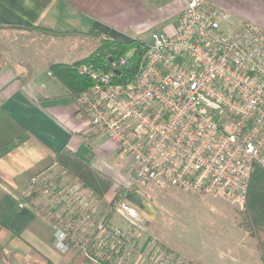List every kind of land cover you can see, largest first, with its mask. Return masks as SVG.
<instances>
[{
    "label": "built area",
    "instance_id": "obj_1",
    "mask_svg": "<svg viewBox=\"0 0 264 264\" xmlns=\"http://www.w3.org/2000/svg\"><path fill=\"white\" fill-rule=\"evenodd\" d=\"M149 36L136 74L125 83L88 64L79 67L91 80L76 100L79 110L128 156L134 183L174 186L242 209L251 172L264 168V28L208 0H187L173 31ZM31 181L62 206L53 237L60 251L127 264L111 244L118 239L127 258L140 252L137 238L125 244L121 229L95 216L92 193L81 199L77 187L67 195L43 174ZM112 209L140 219L125 200ZM162 252L139 264H194Z\"/></svg>",
    "mask_w": 264,
    "mask_h": 264
},
{
    "label": "crops",
    "instance_id": "obj_2",
    "mask_svg": "<svg viewBox=\"0 0 264 264\" xmlns=\"http://www.w3.org/2000/svg\"><path fill=\"white\" fill-rule=\"evenodd\" d=\"M186 1L0 0V29L33 32L36 29L27 27H44L82 36L93 33L117 41L139 35L144 39L153 30L173 31ZM208 1L237 20L251 21L264 28V0ZM9 47L16 50H0V109L26 131L27 138L0 156V264H101L77 249L62 252L55 247L53 237L57 215L63 212L61 206L41 196L25 199L31 190V178L55 169L57 158L67 151L85 158L100 171L117 174L129 171L127 163L110 166L111 155L117 149L106 135L88 126L84 112L69 97L65 85L50 72L52 63L74 62L87 56L88 50L72 54L67 43L62 42L51 49L50 60L46 56L44 60L41 58L40 48H36L37 52L26 51L39 56L24 53L27 63L22 65L17 63V48L12 44ZM33 58L38 59L34 62ZM5 127L2 133L7 134L10 126ZM100 156L110 160L109 166L99 160ZM116 184L126 186L122 182ZM136 188L124 194L122 200L135 206L141 218V209L126 198L128 194L141 198V187ZM97 206L91 204L96 217ZM112 217L107 221L115 226ZM122 217L127 223L134 222L125 215ZM228 225L229 231L223 225L218 236L206 239L204 254L192 247L184 253L172 247L170 250L198 264H264L255 237L238 227L233 216Z\"/></svg>",
    "mask_w": 264,
    "mask_h": 264
},
{
    "label": "rangeland",
    "instance_id": "obj_3",
    "mask_svg": "<svg viewBox=\"0 0 264 264\" xmlns=\"http://www.w3.org/2000/svg\"><path fill=\"white\" fill-rule=\"evenodd\" d=\"M159 5H162V3ZM174 20L175 18L172 19L173 22ZM100 38L101 37L94 34L89 36L74 34L54 35L51 33L46 34L40 30L33 32H16L14 30L0 29V50H7L5 48H9L13 51L16 49L10 48L9 46L11 44L16 48L18 47L17 45H20L16 53L18 54L17 63L25 65L27 63L26 53H28L30 57L32 55L35 57L40 55L42 59L46 56L50 60L51 49L62 42L67 43L69 48L68 51H70L69 53L74 54L85 50H88L87 53H90L96 48ZM144 40L146 43L150 42V36L145 35ZM36 48H40L38 52L39 55L37 56L36 53L29 55L30 52H37ZM47 52H49V54L45 55ZM130 53L131 52H128L126 56L130 55ZM37 59L38 58H33V61L35 62ZM102 139L105 140L106 138L103 137ZM111 159H113L111 163L110 160L105 161L101 156L99 160L104 163L106 162L107 166H109L108 163H110L111 167H117L119 163H127L126 167H128V156L121 153L119 150L113 152ZM110 171L107 170L103 172L109 176H114V178L110 176L114 184L122 182L129 188L137 187L138 185L141 187V198L137 197L136 194H128L126 197L143 212L139 220H133L134 222H128V224L120 212L112 209L113 211L111 214V216L113 215L111 220L112 224L123 232L122 238H120L121 241L127 244L137 238V250L141 244V251L139 253H135L136 251H134L131 253L130 257L127 258L126 253L128 250L124 249L125 245L120 246L118 239L112 241L113 243L111 244H113L116 252H118L115 255H119V258L125 259L127 264H139V260L142 262L145 258L149 261L155 250H159L160 252L163 251L162 253L178 255L173 253L170 247L182 253L186 252V249L192 247V249H197V252L204 254L206 250V239L209 236H218L219 232H222L221 229L223 225L226 226V230L229 231L228 227L231 223L229 225L228 223L231 222V217H234L238 211L237 207L219 197H202L182 191L174 186H159L154 183H145L143 181H141V185L139 183H134L130 168L129 171H123L122 174ZM69 172L72 173L73 170H69ZM42 174L46 179L52 181L56 180L55 177L60 179L64 187L63 192L66 194H73L77 187L81 188V190H77L82 194L92 193L91 201L94 205H98L96 215L99 220L105 219L107 211H111L108 210L109 206L119 201L118 199L110 203L114 194L110 192L105 199L106 202L102 203L99 199H96L93 191L86 188L84 183H82L75 174H66L65 170L58 164L55 169H51ZM38 176L40 177L41 174ZM30 182L31 185L29 187L37 190L36 184L32 183V181ZM39 196L45 198L44 194L39 193ZM74 196H76V194H74ZM84 197L85 196H82L81 199ZM150 216H152L150 220H145L146 217L148 218ZM189 261L198 264V262Z\"/></svg>",
    "mask_w": 264,
    "mask_h": 264
},
{
    "label": "trees",
    "instance_id": "obj_4",
    "mask_svg": "<svg viewBox=\"0 0 264 264\" xmlns=\"http://www.w3.org/2000/svg\"><path fill=\"white\" fill-rule=\"evenodd\" d=\"M27 28L40 30L46 34H71V32H59L44 27ZM94 35L99 36L97 34ZM145 47L146 42L142 35L131 38L128 41H117L108 37H101L97 42L96 48L87 56L71 63H52L49 69L51 74L65 85L69 97L76 101L79 94L91 84V80L87 75L79 70L81 65L88 64L95 69H101L105 73L111 74L115 83H125L136 74L141 54ZM128 52L131 53L126 56ZM6 124H9L10 127L6 130L7 134H4L2 133L4 131L2 128L7 129L5 127ZM26 138V131L0 109V156L23 142ZM57 164L65 170L66 174H75L86 188L93 191L96 199H99L102 203L106 202L105 199L110 192L114 193L113 198L110 200L111 203L122 199L127 192L137 190L136 187L129 188L121 184H114L113 179L108 174L94 168L85 158L70 151L60 155L57 158ZM68 169L73 170V172L70 173ZM55 178V184H59L61 180L57 177ZM39 193V189H31L25 195V199H35L39 196ZM112 211H107L105 221L110 218ZM234 220L238 227L255 237L256 247L259 250L261 261L264 263L263 167L255 166L251 172L245 205L237 211ZM99 262L101 264H113L111 258L99 260Z\"/></svg>",
    "mask_w": 264,
    "mask_h": 264
}]
</instances>
